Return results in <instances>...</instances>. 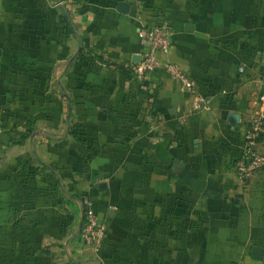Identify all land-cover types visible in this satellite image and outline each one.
Masks as SVG:
<instances>
[{"label": "crops", "instance_id": "1", "mask_svg": "<svg viewBox=\"0 0 264 264\" xmlns=\"http://www.w3.org/2000/svg\"><path fill=\"white\" fill-rule=\"evenodd\" d=\"M159 23L204 109L133 76ZM260 95L264 0H0V264H264V166L233 171Z\"/></svg>", "mask_w": 264, "mask_h": 264}, {"label": "built area", "instance_id": "2", "mask_svg": "<svg viewBox=\"0 0 264 264\" xmlns=\"http://www.w3.org/2000/svg\"><path fill=\"white\" fill-rule=\"evenodd\" d=\"M143 51L140 59L132 67L133 76L142 80L149 72L162 69L169 78L177 81L191 96L190 108L200 110L206 107L205 98L196 93L193 82L185 73L166 58L171 47L173 32L165 23L153 24L139 33ZM241 71V68L239 69ZM263 100L264 96H258ZM257 100L252 99L249 105L247 128L243 132L241 153L233 165V171L240 180H249L264 166V155L258 150V144L264 137V109L256 107ZM81 225L79 236L89 246L99 245L104 236V226L99 221L94 203L87 196L80 198Z\"/></svg>", "mask_w": 264, "mask_h": 264}, {"label": "water", "instance_id": "3", "mask_svg": "<svg viewBox=\"0 0 264 264\" xmlns=\"http://www.w3.org/2000/svg\"><path fill=\"white\" fill-rule=\"evenodd\" d=\"M127 6L128 5H127L126 2L119 1L116 4V9L119 10V11H125ZM251 254L255 258H260L261 257V249H260V247L253 246L252 249H251Z\"/></svg>", "mask_w": 264, "mask_h": 264}]
</instances>
